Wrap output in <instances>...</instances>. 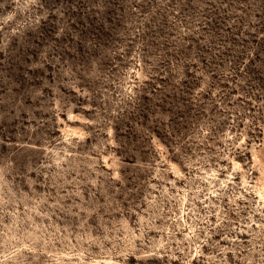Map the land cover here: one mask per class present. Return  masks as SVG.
Instances as JSON below:
<instances>
[{"label":"rangeland","instance_id":"rangeland-1","mask_svg":"<svg viewBox=\"0 0 264 264\" xmlns=\"http://www.w3.org/2000/svg\"><path fill=\"white\" fill-rule=\"evenodd\" d=\"M0 264H264V0H0Z\"/></svg>","mask_w":264,"mask_h":264}]
</instances>
